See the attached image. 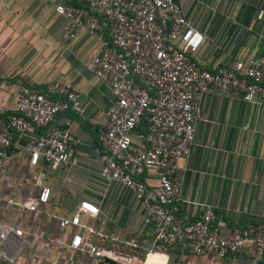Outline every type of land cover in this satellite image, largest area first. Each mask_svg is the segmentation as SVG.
<instances>
[{
  "label": "built area",
  "instance_id": "2783aa9c",
  "mask_svg": "<svg viewBox=\"0 0 264 264\" xmlns=\"http://www.w3.org/2000/svg\"><path fill=\"white\" fill-rule=\"evenodd\" d=\"M81 1L83 6L58 3L53 10L63 18L62 39L72 40L79 30L92 39L86 69L110 90L102 119H89L97 129L98 174L127 188L143 209L152 244L141 264L151 252L171 244L217 258L240 251L260 254L264 216L234 227L228 236L220 235L209 205L196 218L186 219L179 212L180 191L173 173L177 160L189 152L193 121L199 117L194 93L235 90L243 101L264 100V58L204 67L191 57L202 35L178 14L174 0ZM258 15L264 17V9ZM12 97L11 111L0 113V178L5 191L0 264H45L42 260L73 264L77 253L86 254L93 264H134L127 253L93 242V235L103 236L85 223L98 214L88 200H80L67 216L57 219L61 237L44 240L39 232L23 227L19 213H37L49 202L51 189L44 183V170L78 164L75 138L66 129L55 128L54 118L66 111L84 116L78 90L69 81H52L45 90L20 88ZM33 128L43 131L19 150L27 156L28 167L22 189L14 191L19 177L4 173L10 165L8 150L15 136ZM149 169L156 177L153 193L142 179Z\"/></svg>",
  "mask_w": 264,
  "mask_h": 264
},
{
  "label": "crops",
  "instance_id": "0c3cea01",
  "mask_svg": "<svg viewBox=\"0 0 264 264\" xmlns=\"http://www.w3.org/2000/svg\"><path fill=\"white\" fill-rule=\"evenodd\" d=\"M174 2L178 14L202 35L191 57L204 67L264 58V17L258 15L264 0ZM58 3L83 6L81 0H0V113L11 111L15 90H45L57 80L76 87L84 116L66 111L54 118L55 128L66 129L75 138L78 164L44 170V183L51 189L49 202L37 213H19L22 225L39 232L44 240L61 237L57 219L67 216L80 200H88L97 206L98 214L87 217L85 223L103 236L93 235V242L127 253L134 264H141L152 244L143 209L127 188L98 174L97 129L89 119H102L111 93L86 69L92 46L88 34L79 30L72 40L62 39L63 18L53 10ZM193 103L199 107V117L193 121L189 152L177 160L173 173L180 191L179 212L194 219L209 205L220 235L228 236L234 227L264 216V100L243 101L239 92L229 90L194 93ZM39 131L43 128L15 136L8 150L12 165L8 177H19L14 191L22 189L28 167L27 156L19 150ZM142 179L153 193L154 171L147 170ZM69 237L66 232V241ZM72 259L73 264H93L84 253ZM144 264H264V251L217 258L171 244L151 252Z\"/></svg>",
  "mask_w": 264,
  "mask_h": 264
},
{
  "label": "rangeland",
  "instance_id": "374dc122",
  "mask_svg": "<svg viewBox=\"0 0 264 264\" xmlns=\"http://www.w3.org/2000/svg\"><path fill=\"white\" fill-rule=\"evenodd\" d=\"M11 169H12V165L11 164L10 165H6V167L4 168V173L5 174H9ZM2 183H3V180L0 178V187L1 188H2ZM4 193H5V191L2 188L0 190V211H1V208L3 209V207L5 206V199L3 198ZM25 250H26V248H25Z\"/></svg>",
  "mask_w": 264,
  "mask_h": 264
},
{
  "label": "water",
  "instance_id": "95a60500",
  "mask_svg": "<svg viewBox=\"0 0 264 264\" xmlns=\"http://www.w3.org/2000/svg\"><path fill=\"white\" fill-rule=\"evenodd\" d=\"M105 261H107V260H105ZM111 264H112V262L111 261H109Z\"/></svg>",
  "mask_w": 264,
  "mask_h": 264
}]
</instances>
